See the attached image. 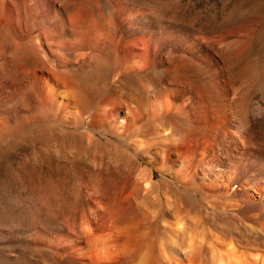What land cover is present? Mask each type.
I'll use <instances>...</instances> for the list:
<instances>
[{
    "label": "bare ground",
    "instance_id": "6f19581e",
    "mask_svg": "<svg viewBox=\"0 0 264 264\" xmlns=\"http://www.w3.org/2000/svg\"><path fill=\"white\" fill-rule=\"evenodd\" d=\"M263 13L0 0V131L49 116L128 160L87 165L72 211L32 198L0 218V264H264V61L248 52Z\"/></svg>",
    "mask_w": 264,
    "mask_h": 264
},
{
    "label": "rangeland",
    "instance_id": "374dc122",
    "mask_svg": "<svg viewBox=\"0 0 264 264\" xmlns=\"http://www.w3.org/2000/svg\"><path fill=\"white\" fill-rule=\"evenodd\" d=\"M221 1L230 10L244 11L256 7L264 10V0ZM257 26V34L248 52L251 57L264 61V15L257 20ZM17 117L7 119L0 131V218L22 215L32 198L52 200L58 208L71 210L72 207L73 210L83 199L81 177L87 165H102L115 174L127 169V164L123 162L128 163V160L116 154L111 145L113 143L108 141L109 136L105 134H98L102 137L101 141L90 140L79 136L75 126L57 123L49 116L44 117L42 122L32 117H29L30 120ZM114 141L126 144L122 138ZM46 165L49 169H46ZM104 172L102 170L99 177ZM163 179L168 178L157 171L156 182H162ZM170 181L175 185L174 189H170L174 196L183 197L184 192L177 190L178 183ZM189 191L193 201H196L192 210L202 215L201 208L206 197ZM229 215L236 224L238 220L234 217V211L229 210ZM215 218L216 215H213V220L217 221Z\"/></svg>",
    "mask_w": 264,
    "mask_h": 264
}]
</instances>
